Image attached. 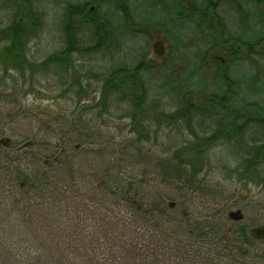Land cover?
<instances>
[{"label": "trees", "instance_id": "1", "mask_svg": "<svg viewBox=\"0 0 264 264\" xmlns=\"http://www.w3.org/2000/svg\"><path fill=\"white\" fill-rule=\"evenodd\" d=\"M42 1L14 0L11 20L0 27L4 74H9L8 62L24 82L45 78L52 85H71L64 92L78 87L76 111L96 109L97 118L123 103L121 117L129 119V132L137 136L89 150L87 145L99 140L96 126L81 116L72 119V114H78L75 111L69 116L65 109L57 113L43 109L22 128L16 126L18 113L10 108L0 111V264H168L167 252L177 258L180 251L186 260V254L196 250L188 246L198 244L206 247L199 249L204 259L217 249L220 263L248 261V245L227 242L243 237L242 243H248L243 226L229 227L224 216L212 222L208 212L186 215L178 211L175 201H184L187 192L203 193L200 185L211 164L209 150L219 145L230 147L236 156L231 173L255 181L251 172H264V0H174L171 7L163 2L162 12L174 14L162 23L151 22L150 17L147 23L140 21L132 0L60 2L62 46L34 61L27 47L44 24ZM102 4L110 7L101 8ZM222 4L235 13L241 31L229 32ZM186 20L195 23L202 46L192 35L194 39L180 38L183 32L174 31L176 22L182 23V31L188 29ZM146 24L160 29L171 42L166 62L171 52L178 54V44L190 47L189 53L180 55L186 66L196 64L183 75L178 64L171 71V98L178 101L172 111L150 99L153 84L144 74L155 68L142 53L134 64L122 59L120 65L99 68L83 63L85 56L98 52L120 55L129 33L146 32L142 29ZM201 28L208 33L202 34ZM245 64L250 70L242 76L231 73ZM209 69L216 79L215 89L200 91L196 97L203 78L198 81L195 76ZM181 83L184 89L177 97ZM95 91L97 100L84 102L81 95ZM40 114L51 125L37 136L41 128L32 129L34 122L41 124ZM176 122L188 130V140L162 157L144 148L158 130L149 125L171 127ZM241 141L246 143L244 150ZM222 229L228 236L219 238ZM209 262L215 264L212 260L202 264Z\"/></svg>", "mask_w": 264, "mask_h": 264}, {"label": "rangeland", "instance_id": "2", "mask_svg": "<svg viewBox=\"0 0 264 264\" xmlns=\"http://www.w3.org/2000/svg\"><path fill=\"white\" fill-rule=\"evenodd\" d=\"M66 1L78 2L80 0H44L41 2L39 8L44 16V24L36 37L32 38L28 42L27 52L30 59L39 61L49 53L62 46L61 16L63 10L60 6V2ZM132 2L136 7L135 13L140 15L139 20L143 21V23L148 22V17L151 18V22L162 23L167 21V19L172 17L174 14L167 11L166 13L162 12L165 11L162 8V3L165 2L166 5L168 4V7H171V4L175 3L174 0H132ZM13 6L14 0H0V27L6 25L11 20ZM227 6V4H222L220 6V10L224 13V20L228 26L229 32L234 33V31H241L240 27L236 26L238 25V20L235 13L230 11V8L228 9ZM108 7H110L109 4H102L101 6V8ZM261 8L264 11L263 6H261ZM183 22L185 23L184 26H189L185 31H182V28L180 27L182 23L176 25V22L175 26H173L174 31L179 35L181 34L176 29L183 32L180 38H182V36H188L190 39H198L202 37H200L201 34L198 35L199 31L196 29L193 21L186 20ZM147 28L148 25L146 24V27L142 28L144 31L146 30V32L141 34H136L135 32L129 33L127 38L129 37L130 39L124 42L122 48L123 51L121 52L122 54L120 53V55H116V53H113V55H110L105 53V56L103 53L98 52L90 56H85L83 58V63L99 68V66H108L110 63L120 65L119 61L122 59L129 64H134L137 61L136 57L142 53V56L144 55L145 59L150 61L155 68L144 74L145 79L149 80L151 84H153L151 89L152 98L150 99L154 98L156 101H160L165 111H172L175 110L178 101H174L171 98V86L173 82L172 80H174V77L171 75V71L173 69L175 70L178 64V66H180L179 70H182L180 72L183 75L185 73L184 70H191L196 67V64L193 66H188L187 64L186 66V60L182 61L185 57L181 58L180 55L183 53L182 51L189 53L191 51L190 47L187 48V46H185V48H187L186 50L182 45L178 44H176V46L180 57H176L178 56L176 52L173 54L171 52V57L168 58V62L170 63L166 62L165 58L171 51V42L169 43L168 38L160 29ZM200 31L202 34L205 32L208 33V30L205 28H201ZM169 32L172 34L171 36L174 37L173 33L171 31ZM191 35L194 38L191 37ZM1 44L2 43L0 42V47ZM197 44L202 46V40H199ZM241 48L242 51H244L243 47ZM143 51L145 53H143ZM188 55L190 56V54ZM263 60L264 59H262V61ZM262 63L264 65V61ZM6 65L10 67L8 75L4 74L3 64L0 61V111L6 113L8 111L7 109L10 108L13 113H18L16 116V118H18L16 121L19 120L16 123L17 127L22 128L27 119H34L37 116V112L43 109H50L54 113H57L60 109H65L69 113V116L74 111L78 114L82 112L79 109L76 111V101L78 99L76 93L79 89L78 87L74 86L69 91L67 90L64 92L65 89L63 88L71 87V85H52L53 82L45 78H39L38 81L31 80V82L27 79L26 82H24V77L22 78L15 69H12V66L9 65L8 62H6ZM190 65H192V63H190ZM248 69L249 68L246 64L241 66L238 65L236 70L232 69L231 73L238 77L248 72ZM199 74L200 75L195 76V79L198 80L203 78V82L198 80L202 84H200V88H196L198 89L196 90L198 92L194 93L196 97L201 94L200 91L206 93L208 90L215 89L214 81L216 79L214 78L211 69L206 70L203 75H201V73ZM182 75L179 76V78H182ZM166 79H169L167 83L165 82ZM69 82L71 83V81ZM91 84H93L91 87L97 90L98 85H95L93 82ZM180 89H184L183 83H181L180 88L179 86L177 87V97L179 96L178 93H180ZM82 96L85 99L84 102L86 103H91L93 99L92 97H95V101L98 97L97 91H95V93L92 92L89 95L88 93H84L81 97ZM125 107L126 106L123 103L118 106H112L109 109V113H104L102 118H97L96 109L91 110L88 113L82 112L81 115L72 114V119L74 115H77L86 120L94 121V125L96 126L94 129L96 130L99 140H94L92 143L87 145L89 150H97L103 146L106 147L108 145L107 141L120 142L126 136H137L136 133L133 135V133L131 134L129 132L130 126L127 125L129 119L121 117V113L125 111ZM0 116L3 115L0 114ZM48 118L50 117L48 116ZM46 119L47 118L45 116H41L40 123L42 125L35 122L33 123L34 127L32 132L38 128L43 129H39L38 133H35L37 136L44 135L47 130L46 127H50L49 125L51 124H46ZM161 125L159 126L160 128L154 124L149 125L151 130L154 128H157L158 130L156 134L154 132L151 133L152 137L150 141L144 145V148L149 147L150 150H152L151 152L159 157H162L163 155L165 156L166 154L163 152H166L168 149H174V146H179L185 142L186 139L188 140L190 138L188 130L183 129L182 127L183 123L176 122L171 127L167 126V124L165 126ZM100 135L101 139L99 138ZM138 145L140 146V144ZM241 145V148L244 150L246 148V143L241 141L240 146ZM135 147L137 148L136 144ZM136 148H131L130 151H135ZM231 149H235V147L231 146ZM208 155L211 157V164H209L210 167L206 168V171L202 173L203 182L200 186L203 193L199 194L198 191H192L191 193L187 192V197L184 201H175L176 207L178 208V211L183 210L186 215L191 216L197 215L196 212L210 210V213L212 214V222L217 221L216 217L224 216L223 218L228 219L226 223H228L229 227L234 228L243 226L245 228L244 235L245 238L248 239V243H245V241L242 243L241 239L243 237H236V240L234 241V238H232L231 241L227 242L236 243V245H248L246 249L249 254V259L247 261L243 258H239L234 261H221L220 263L217 258L218 256H216V252H219L217 249L212 250L214 253V256L210 254L212 259H204L202 255L200 256L199 249H206V247L198 244L195 245V247L192 245L188 246L195 248L196 250H194V252H191L190 250V252L186 254V260H183V256L180 251V256L177 258H171L169 252H167L165 254L166 262L168 264H181V262L184 261L182 264H202L205 263V261L212 260L215 261V264H264V181L262 180L264 172L259 169L257 172L252 171L251 176L255 178V181H249L246 179V176L241 178L237 173H231V170L236 167V156L230 150V147L227 146L222 147L219 145L213 147L209 150ZM259 176L261 177L258 178ZM161 189L168 193L169 189L166 186L163 187L161 185ZM220 234L219 238L228 236L224 229H222ZM181 237L184 241L185 235L181 234ZM222 242L224 243V241ZM181 246L184 249L187 248L185 245ZM178 247L177 249L179 250ZM204 254V256L208 255L206 251ZM208 264L211 263L209 262Z\"/></svg>", "mask_w": 264, "mask_h": 264}, {"label": "flooded vegetation", "instance_id": "3", "mask_svg": "<svg viewBox=\"0 0 264 264\" xmlns=\"http://www.w3.org/2000/svg\"><path fill=\"white\" fill-rule=\"evenodd\" d=\"M172 20V19H171ZM170 203V205H174V203L173 202H169ZM210 213V210H208V211H200V212H196L197 213V215H195V216H198V215H201V214H204V213ZM195 213V214H196Z\"/></svg>", "mask_w": 264, "mask_h": 264}]
</instances>
